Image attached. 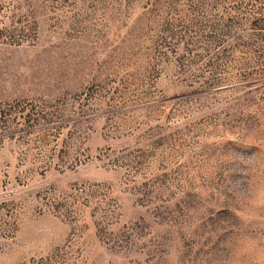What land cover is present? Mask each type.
<instances>
[{"label":"rangeland","instance_id":"obj_1","mask_svg":"<svg viewBox=\"0 0 264 264\" xmlns=\"http://www.w3.org/2000/svg\"><path fill=\"white\" fill-rule=\"evenodd\" d=\"M0 264H264V0H0Z\"/></svg>","mask_w":264,"mask_h":264}]
</instances>
